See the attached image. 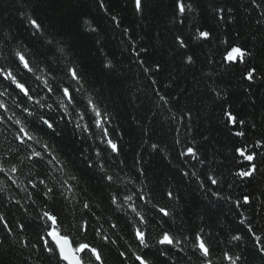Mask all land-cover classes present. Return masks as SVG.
<instances>
[{
  "label": "trees",
  "instance_id": "obj_1",
  "mask_svg": "<svg viewBox=\"0 0 264 264\" xmlns=\"http://www.w3.org/2000/svg\"><path fill=\"white\" fill-rule=\"evenodd\" d=\"M143 2V13L135 12L133 0H104L107 10L99 7L100 0H54L51 5L44 0L37 7L36 14L60 41L57 47L63 48V52L56 51L48 58L57 69L54 85L67 82L61 70L65 64L71 61L82 66L84 87L76 93L77 105L71 119L79 120L82 115L81 123L89 125L90 131L81 132L73 124L59 120L62 109L56 107V102L61 97L48 96L31 74H20L37 99L43 96L47 104L53 105L52 115L58 123V134L46 135L47 130L33 122L32 134L41 144H49L53 153L66 162L67 169L66 173H58L45 165L33 167L27 161L21 164L17 155H23L24 149L21 147L19 154L10 153V149L18 147L13 139L16 126L11 122L0 124V162L6 169L13 164L20 167L15 184L0 173V214L13 228V235H8L0 224V264H56L55 258L48 257L42 249L32 248L46 234L44 221L39 219L44 211L59 218L62 232L100 247L105 264H122L121 251L129 256L124 264H138L131 256L133 252H147L151 264H198L190 245L201 228L211 241L214 264H229L223 258L225 252L242 254V264H264V253L248 232L247 223H240L247 217L256 235L264 238V168L250 180L235 176L245 164L235 148H253L257 140L264 145V81L258 78L249 88L241 78L243 65L229 66L223 59L228 48L224 41L246 46L257 53L250 66H256L264 75V55L260 54L264 49V0H256L259 8L252 0H188L193 11L186 14L183 23L174 18L178 15L175 0ZM35 3L36 0L30 4L0 0V66L15 69L13 52L20 50L47 73L40 55L44 48L29 35L30 29L19 11L23 8L30 12ZM221 8L225 12L217 11ZM221 15L224 19H220ZM112 16H116L115 21ZM90 27L97 31H90ZM196 29L210 30V39L198 38ZM176 36L185 39L187 49L179 48ZM186 55L194 56V64L186 63ZM5 89L9 95L0 99L10 107L7 115L15 112V118L24 120L26 114L14 103L20 100L14 85L0 83V91ZM212 89L221 92L245 125L225 127L220 116L224 100L218 99ZM89 101L104 113L101 119L108 137H102L93 123L95 113ZM27 106L34 107L31 103ZM69 109L72 111L71 105ZM47 111L36 106L37 116ZM241 129L247 135L235 136L234 132ZM107 139L118 145V153L112 152ZM154 144L158 146L155 149ZM188 147L197 149L205 163L181 155ZM256 151L262 152L264 147ZM86 159L95 167L88 168ZM262 159L258 158L257 163ZM71 174L80 177L73 205L59 195L45 196L43 185L34 190L28 184L29 179L37 183L45 179L59 190V181ZM105 174L112 175L113 182L102 180ZM209 175H215L219 186L210 185ZM167 191L177 199L169 200ZM138 194L150 196V202L138 199ZM129 195L133 199L125 203ZM244 195H250V205L243 204ZM112 196L117 198L116 204L111 203ZM84 202L91 208L83 209ZM129 203L150 221L147 241L155 247L138 246L134 228L144 226L138 223L139 217ZM121 204L123 207H118ZM160 207H165L171 216L161 219ZM84 220L92 227L87 233L78 232L72 225ZM20 224L25 225L22 232ZM111 224L117 228L112 229ZM94 229H102L117 243L104 244ZM163 231L180 239L187 235L189 239L161 254L165 246L158 245L157 240ZM233 235H241L242 241H232ZM21 238H27L28 248L15 242ZM180 247L184 250L180 251Z\"/></svg>",
  "mask_w": 264,
  "mask_h": 264
},
{
  "label": "snow or ice",
  "instance_id": "obj_2",
  "mask_svg": "<svg viewBox=\"0 0 264 264\" xmlns=\"http://www.w3.org/2000/svg\"><path fill=\"white\" fill-rule=\"evenodd\" d=\"M44 0H36V3L32 5L30 12H25L23 8L19 11L21 12L24 21L27 23L28 28L30 29L29 35L34 38L37 45H42L44 50L40 53L43 57V61L46 63L47 73H45L44 69H41L38 64H34L32 60H30L26 55L20 51L15 50L13 52V62L15 64V69L9 66H0V83L4 81L8 82V86L11 87L14 85V89L17 92V96L20 97L19 101L14 102L17 108H20L23 114H26V118L24 120L20 118H15L16 113L13 112L12 115H7L10 111L9 105L3 100L0 99V110H2L3 114H0V124L11 122L14 126H16L17 130L14 133L13 139L18 142V147L10 149V153L19 154L21 152V147L24 149L23 155H17V158L20 160V163L23 164L27 161L33 167H37L40 165H45L49 169L54 170L58 173H66L67 164L65 161H62L60 157L53 153L51 150V146L47 143L41 144L39 139L32 134L31 124L33 122H38L41 125V130L45 131V134L48 135L49 132L51 135H57L58 123L57 119L52 115L53 105L47 104L45 101V97L41 96L39 99L34 95V90L30 88L27 84V81H22L20 79V74L27 73L31 74L35 81L38 82V85H43V89L41 91H45L48 96L51 95H59L61 99L56 102V107L58 109H62V113L59 116V120H63L66 124H73L74 129H79L81 132H89L90 127L87 124L81 123L84 117L82 115L79 116V120H73L71 117L75 114V108L77 105L76 93L79 92L84 87V76L82 74V66H76L71 61L68 64H65L61 69L64 73L67 82H61L59 84L53 83V78L56 72V67L53 66V62H49V55L54 56L56 51L63 52V48H58L57 45L60 44V41L54 36L49 29L45 27L44 21L40 18L39 15L36 14L37 7L41 5ZM49 5H51L54 0H47ZM23 4H30L31 0H22ZM134 10L137 13H143L144 11V2L143 0H133ZM252 3L256 5L257 8L261 7L256 0H252ZM99 7L105 8L106 5L104 0H100ZM175 9L178 14L174 17L179 23H183L186 17V14L193 11V5L188 2V0H175ZM107 10V9H106ZM219 13L225 12V9L221 8L217 10ZM229 13L231 9L227 10ZM264 15V13H262ZM111 19L113 21L116 20V16H112ZM220 19H224L221 15ZM90 31L96 32L97 28L90 27ZM198 38L207 41L211 37L210 30H201L196 29ZM175 41L178 43L179 48L187 49L188 44L185 39L181 36H176ZM225 44L228 45L226 55H224V62L229 66H239L243 65L241 69L242 72V80L248 82V87L256 82L259 78L264 81V75L259 73V69L256 66H250L251 61L257 55L252 49L242 46L239 44L229 43L228 41H224ZM139 53H137L138 55ZM261 55H264V49L260 51ZM0 57H2V52H0ZM7 59V57H3ZM194 56L186 55V63L191 65L194 64ZM157 70H159V65H157ZM148 71V69H145ZM40 72L42 75H37L36 73ZM75 84L76 87L73 88L72 85ZM215 92V95L218 99L224 100L220 105V116L222 122L225 127L231 126V128H241V126L245 125V120L240 118V116L232 110V106L227 104L226 99L222 96L221 92L212 89ZM9 95L7 90L0 91V97H5ZM39 95V93H37ZM164 99V97H161ZM28 103L34 105L33 108H29L27 106ZM88 104L91 106L92 111L95 113L93 118V123L97 128L100 129L102 137H108L109 132L103 126V120L101 119L104 116V113L92 102L89 101ZM69 105L72 106V111L69 109ZM227 105V106H226ZM36 106L39 109H47V112H41L38 116L36 115ZM190 115V113H189ZM33 118L32 121H28L27 118ZM255 127V125H253ZM234 135L237 137H245L247 132L245 130H238L234 132ZM178 142V141H177ZM107 145L111 148L113 153H118L119 148L118 145L113 142L111 139L106 140ZM34 145H38L34 146ZM155 149L158 146L152 145ZM264 147L260 140L255 142V147L249 148L245 147H237L235 148V152L238 154L240 158L245 162L244 165L241 166V170L235 173V176L240 178L241 180L252 179L258 172L264 168V159L258 164V158L264 157V151L257 152L256 148ZM97 156L100 155V152L97 151ZM181 155L187 156L190 159H196L199 163H205L204 159L200 158L199 152L197 149L193 147H188L185 152H182ZM87 167L93 168L95 165L91 160H87ZM100 170L104 171V166L100 165ZM20 171V167L16 164H13L10 168H5L3 163L0 162V173H4L12 182L17 183L15 174ZM185 175H189V173H185ZM191 175L195 176L196 173L193 172ZM102 180H106L109 182H113L114 177L112 175L105 174L101 177ZM80 177L71 174L68 176V179H61L59 181L60 188L59 190L53 186H49L45 179H40L37 182H34L32 179L28 180V184L32 189H38L39 185H43L44 187V195L55 197L59 195L63 197L69 205H73L76 202L77 197V188L79 187ZM207 181L211 186H219L220 181L215 177V175H209L207 177ZM3 190V189H0ZM211 190V189H209ZM29 196L32 193H28ZM169 200L177 199L175 194L172 191H167L165 193ZM213 195H219L217 192H213ZM138 199L147 200L150 202L151 197H145L144 195L138 194ZM133 197L131 195L126 196L124 202L132 201ZM242 202L245 205L251 204L250 195H244L242 197ZM17 204L20 203L19 200L16 201ZM111 203L116 204L117 198L115 196L111 197ZM240 201H236L237 206H240ZM132 212L139 217L138 223L143 225L144 227H135L134 234L136 240L139 242L138 246L142 249H148L149 247H155L156 245H149L147 241V232L146 228L149 226L150 221L148 220L146 215H142L141 212L137 211V208L130 204L128 205ZM118 207H123V205H118ZM91 205L88 202L83 203V209H90ZM159 213L161 214V219L165 217H170L171 213L165 208L160 207ZM243 215V213H241ZM39 219L44 221L43 227L46 229L45 236L39 237L38 245H32V248L36 251H40L41 249L45 252L48 257L55 258L56 264H60L61 261L64 264H105V259L102 254L101 248L89 244L87 242H83L80 240L71 237L70 235L62 232L61 224L59 218L49 212L44 211L42 216ZM166 222V221H165ZM241 224L247 223L248 232H250L257 244L259 245V250L261 253H264V238L260 235H256L255 230L252 227V221L245 217L240 221ZM0 224L3 225L4 230H6L8 235H13V228L7 221L6 217L3 214H0ZM73 227H77L78 232L87 233L88 229L92 227L87 220L79 223L78 225H72ZM19 228L21 232L25 229L24 224H20ZM111 228H117L116 224H111ZM96 237H98L104 244H116L117 241L111 239L108 235L104 234L102 229H94ZM204 233V229L201 228L198 232L195 233L194 238L191 240V250L192 254L197 257L198 264H214L212 259V244L210 239L206 238ZM210 235V234H209ZM189 237L185 235L183 239L177 238V236L171 234L169 231H163L157 240L158 245L165 246L164 249H161V254H167L168 251H172L176 249L178 246L183 245L187 242ZM243 237L241 235H233L231 236V240L235 242L242 241ZM23 248L29 247V241L27 238H21L15 241ZM3 243V241H0ZM239 246L238 244L236 245ZM180 251H183V247H180ZM119 256L123 258L122 264L126 261L129 256L125 252L121 251ZM131 256L134 257L135 261L138 264H151L148 259V253L144 252L143 254H139L136 252L131 253ZM223 258L229 262V264H242L243 255H230L228 252L223 254ZM189 260L192 259L191 256L188 257Z\"/></svg>",
  "mask_w": 264,
  "mask_h": 264
}]
</instances>
